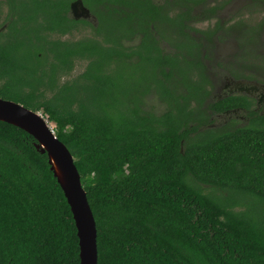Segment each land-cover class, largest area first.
I'll list each match as a JSON object with an SVG mask.
<instances>
[{"label":"trees","instance_id":"1","mask_svg":"<svg viewBox=\"0 0 264 264\" xmlns=\"http://www.w3.org/2000/svg\"><path fill=\"white\" fill-rule=\"evenodd\" d=\"M5 1L0 99L39 113L72 155L97 264H264V104L235 93L207 103L223 26H195L221 7L80 0L90 18L75 19L78 0ZM238 111L237 127H213ZM35 143L0 121V264H79L69 207Z\"/></svg>","mask_w":264,"mask_h":264},{"label":"rangeland","instance_id":"2","mask_svg":"<svg viewBox=\"0 0 264 264\" xmlns=\"http://www.w3.org/2000/svg\"><path fill=\"white\" fill-rule=\"evenodd\" d=\"M215 6L221 7L215 14V18L195 26L200 30L212 29L217 22L219 26H223V31L214 36L212 55L209 62H206L212 89L207 103L235 93L253 96L256 107L263 105L264 101L259 103L258 97L264 94L261 88L264 86V0H206L203 2V9ZM0 12L1 26L5 9ZM82 35L77 33L71 37H62L61 40H77ZM84 67L85 62L77 63L70 76L61 77L60 82L78 76L83 72ZM240 67L249 68L247 73L249 80L234 79V73ZM146 108L154 113L163 111V106L154 97L147 98ZM240 113L238 111L214 117L213 127H237L238 122H243Z\"/></svg>","mask_w":264,"mask_h":264},{"label":"water","instance_id":"3","mask_svg":"<svg viewBox=\"0 0 264 264\" xmlns=\"http://www.w3.org/2000/svg\"><path fill=\"white\" fill-rule=\"evenodd\" d=\"M71 14L75 19L89 18L80 0L71 5ZM0 121L26 132L36 141L35 148L46 155L49 169L63 193L74 222L79 264H97L95 221L68 149L55 137L45 118L18 103L0 99Z\"/></svg>","mask_w":264,"mask_h":264},{"label":"flooded vegetation","instance_id":"4","mask_svg":"<svg viewBox=\"0 0 264 264\" xmlns=\"http://www.w3.org/2000/svg\"><path fill=\"white\" fill-rule=\"evenodd\" d=\"M5 9V14L3 16V19L1 20L2 24L0 26V33H3L6 29V24H4V18L7 14V11H8V7H7V4H6V1L5 0H0V10H3ZM0 15H1V12H0Z\"/></svg>","mask_w":264,"mask_h":264}]
</instances>
